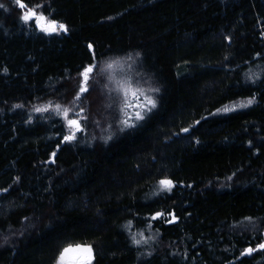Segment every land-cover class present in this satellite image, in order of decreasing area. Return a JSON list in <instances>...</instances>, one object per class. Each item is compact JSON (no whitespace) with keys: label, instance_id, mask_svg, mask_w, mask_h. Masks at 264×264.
Wrapping results in <instances>:
<instances>
[{"label":"trees","instance_id":"16d2710c","mask_svg":"<svg viewBox=\"0 0 264 264\" xmlns=\"http://www.w3.org/2000/svg\"><path fill=\"white\" fill-rule=\"evenodd\" d=\"M263 232L264 0H0V264H264Z\"/></svg>","mask_w":264,"mask_h":264},{"label":"rangeland","instance_id":"374dc122","mask_svg":"<svg viewBox=\"0 0 264 264\" xmlns=\"http://www.w3.org/2000/svg\"><path fill=\"white\" fill-rule=\"evenodd\" d=\"M26 12H25V15H27V17H28V14L32 15L31 13H29V12L26 13ZM38 27H41V29H48V27H46L44 25L38 26ZM54 30H56V29H54ZM104 86H105L104 88L106 90L112 89V80L110 77L106 78V84ZM103 102H104L103 103V109L107 108V106L109 107V100L108 99L103 101ZM151 105H152L151 100L148 97H146L144 95L140 96L139 98L134 100L131 105L128 106V110L125 114L124 122L126 124H130L133 121L137 120L139 118V116L141 115V113H143L145 111V109ZM84 117L79 112L74 113V116H72L69 120H67L64 123L67 134L69 135V137H67V138H69V139L74 138L75 135L79 131L85 130V123H84L85 118ZM73 119L77 121L76 124L73 123ZM99 130H100V132L98 133L97 137L100 141H104L106 135H108V129L105 127H102V128H99ZM263 235H264V232H263ZM262 246H264V242H263ZM91 258L92 257H91V255L87 249H85V248H73V249H69V250L61 253L57 264H90Z\"/></svg>","mask_w":264,"mask_h":264},{"label":"water","instance_id":"95a60500","mask_svg":"<svg viewBox=\"0 0 264 264\" xmlns=\"http://www.w3.org/2000/svg\"><path fill=\"white\" fill-rule=\"evenodd\" d=\"M48 27L49 28H53L54 27V24L50 23V24H48Z\"/></svg>","mask_w":264,"mask_h":264},{"label":"bare ground","instance_id":"6f19581e","mask_svg":"<svg viewBox=\"0 0 264 264\" xmlns=\"http://www.w3.org/2000/svg\"><path fill=\"white\" fill-rule=\"evenodd\" d=\"M40 21H42V19L40 18Z\"/></svg>","mask_w":264,"mask_h":264}]
</instances>
